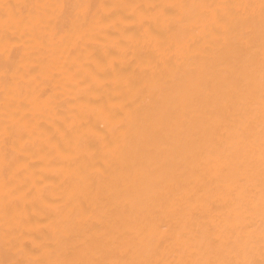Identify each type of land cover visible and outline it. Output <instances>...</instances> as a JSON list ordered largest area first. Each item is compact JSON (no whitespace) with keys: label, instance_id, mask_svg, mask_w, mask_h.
<instances>
[{"label":"bare ground","instance_id":"bare-ground-1","mask_svg":"<svg viewBox=\"0 0 264 264\" xmlns=\"http://www.w3.org/2000/svg\"><path fill=\"white\" fill-rule=\"evenodd\" d=\"M0 264H264V0H0Z\"/></svg>","mask_w":264,"mask_h":264}]
</instances>
